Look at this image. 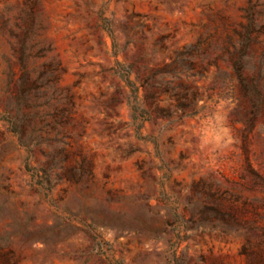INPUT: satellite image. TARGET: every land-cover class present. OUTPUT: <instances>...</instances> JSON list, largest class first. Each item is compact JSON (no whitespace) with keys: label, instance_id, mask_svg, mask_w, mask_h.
<instances>
[{"label":"rangeland","instance_id":"rangeland-1","mask_svg":"<svg viewBox=\"0 0 264 264\" xmlns=\"http://www.w3.org/2000/svg\"><path fill=\"white\" fill-rule=\"evenodd\" d=\"M252 7L0 0V264H256L264 89L217 58Z\"/></svg>","mask_w":264,"mask_h":264},{"label":"trees","instance_id":"trees-1","mask_svg":"<svg viewBox=\"0 0 264 264\" xmlns=\"http://www.w3.org/2000/svg\"><path fill=\"white\" fill-rule=\"evenodd\" d=\"M247 12L248 24L244 26L243 32H238L240 39L234 41L232 38H228L227 43L222 47L220 55L217 58L228 60L239 80L240 87L244 96L253 100L256 105V99L262 97L261 89H264V52L259 57L256 63L252 61V45L259 43L258 36L264 32V24L258 23V16H264V11H255L254 7L250 8ZM254 70V74H249L250 69ZM260 103L258 102L257 105ZM23 132V131H22ZM21 144L28 147L29 143H25L21 139ZM47 171H45L46 173ZM47 182H50L48 173H46ZM260 178V177H259ZM264 185V178H260ZM183 239L180 238L177 241V247L181 245ZM256 250L254 253L255 263L264 264V241H260L256 244ZM250 246H244L243 253L248 254ZM179 264V263H176Z\"/></svg>","mask_w":264,"mask_h":264}]
</instances>
